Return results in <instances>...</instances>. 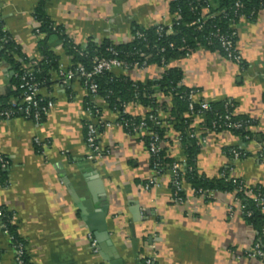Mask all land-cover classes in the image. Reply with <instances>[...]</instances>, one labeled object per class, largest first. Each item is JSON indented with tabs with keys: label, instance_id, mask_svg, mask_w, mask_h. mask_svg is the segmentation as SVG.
Returning <instances> with one entry per match:
<instances>
[{
	"label": "crops",
	"instance_id": "1",
	"mask_svg": "<svg viewBox=\"0 0 264 264\" xmlns=\"http://www.w3.org/2000/svg\"><path fill=\"white\" fill-rule=\"evenodd\" d=\"M40 3L76 44H125L136 26L168 24L173 18L170 0H0V22L28 58L42 56L45 36L37 32L40 23L34 15ZM237 44L244 67L204 49L172 65L183 70L184 84L199 88L204 99L234 101L239 115L259 121L256 141L244 142L230 131L209 132L197 155L198 173L216 177L231 166L233 176L264 185V161L259 159L264 151V9L254 21L240 24ZM47 46L64 68L73 65L57 36L48 38ZM114 72L147 81L159 78L162 69L151 65ZM13 75L12 64L0 62V97L8 94ZM51 78L50 86L40 90L54 101L43 121L0 118V152L10 160L8 184H0V206L14 214L31 264H109L100 246L98 252L92 248L91 232L73 194L80 201L92 200L95 208L107 206L113 245L106 248L124 264H144L148 256L157 264H264L249 255L255 231L232 194L218 193L213 199L189 194L183 203L174 202L171 174L155 173L148 136L129 134L101 98L102 120L113 125L99 130V143L107 153L89 160L85 123L98 120L87 111L88 91L78 77L68 82L53 72ZM159 99L165 100L162 95ZM128 110L142 116L148 112L139 104H129ZM169 111L170 106L160 112L166 128L161 146L167 158L181 162L186 157ZM201 121L194 119L192 127H202ZM35 138L46 142L42 152ZM238 146L249 155L232 160L224 149ZM0 249V264H16L1 222Z\"/></svg>",
	"mask_w": 264,
	"mask_h": 264
},
{
	"label": "trees",
	"instance_id": "2",
	"mask_svg": "<svg viewBox=\"0 0 264 264\" xmlns=\"http://www.w3.org/2000/svg\"><path fill=\"white\" fill-rule=\"evenodd\" d=\"M237 3H239L238 7L236 6ZM43 7V4L40 3L34 14L40 23V34L45 36L41 50L44 59L38 66L34 67V82H37L41 88L44 85L50 86L53 72L57 73L60 68L59 57L47 46L48 38L53 35L59 38L66 53L71 57L73 63L71 69L83 65L90 70L95 60L101 57H117L133 66L136 62L141 64L146 62L147 66L155 65L161 68L162 72L159 78L147 81L134 80L128 75L116 74L114 71L105 72L95 77L98 84V96L108 104L112 111L118 114V121L121 122L132 120L134 123H139L142 117L148 116L150 113L161 118L160 112L170 106L169 113L174 117V120L169 121L180 133L186 157V163L180 173L181 177L196 189L214 190L219 193L236 192V196L243 206L241 213L246 223L255 231V240L250 252L254 251L257 243L260 245V250L264 251V204L259 203L247 193L251 190L255 196L264 198V185L259 183L248 184L244 179L236 176L226 178L220 175L222 172L227 176L231 175V166L222 168L219 176L216 177H208L198 173L196 159L200 144L196 138L190 136L194 119L190 115L191 101L189 96L193 89L183 84V70L172 65L173 62L186 58L201 49L217 52L229 59L228 52L222 46L221 36L232 35L235 30L233 24L238 23L240 16L246 22L254 21L259 11L264 9V0H170V13L174 22L171 33L168 32L169 28L164 25H154L148 28L136 26L132 40L125 44H113L111 42L99 44L93 40H89L86 44H76L60 26L55 25L46 16ZM204 10H207V13ZM175 19L177 20L175 21ZM198 20L204 21L201 28L198 27V24H193ZM5 36L9 37L7 42L3 40ZM232 39L234 43L238 42V37ZM0 62L11 63L14 70L8 94L0 97V109H13L17 111L15 117L24 116L21 111L17 110L18 107H12L11 104L15 100L19 101L22 97L24 91L20 88L23 82L22 76L28 71L23 63H30V60L22 54L20 46L12 35L4 31L2 22H0ZM239 65L244 67L245 63L242 61ZM133 66L129 70H133ZM80 80L84 84V79L80 78ZM160 95L163 96L164 101L159 99ZM44 102L42 101L41 104ZM122 103L139 104L146 107L148 112L144 116L131 113L123 114L121 113ZM210 105L211 109L206 111L200 126L202 125L211 132L230 131L240 136L244 142L257 139L256 132L246 130L247 125H258L259 121L253 117L233 115L231 121L242 122L243 127L241 128H233L226 124L228 121L224 119V116L236 109L234 101L210 102ZM93 106L94 102L88 96L86 107L95 109ZM160 107H162L160 112H157ZM200 109V104H194L195 111ZM45 118L46 115H42L41 120L43 121ZM102 128L99 127V130ZM147 128L149 132L158 133L160 137L159 158L152 157V165L154 166L159 159L162 164L161 167L165 171L175 162V160L166 157L165 149L161 146L166 128L162 125H156L154 121L148 119ZM125 130L129 132L127 128ZM246 136L249 138L246 139ZM145 141L149 146V137H146ZM239 148V146L226 147L224 151L233 160L232 150H239ZM248 155L249 153H247ZM3 161L7 162L5 167ZM9 166V158L0 152L1 185L8 184L7 168ZM173 190H175L174 187ZM181 194L184 196L185 193L182 192ZM0 208L5 213V221L8 224L10 234L14 237V240L9 239L11 247L15 242L26 246V241L18 235L17 228L12 221L14 214L2 206ZM256 257L264 260V257ZM24 259L27 264H31L27 253H25Z\"/></svg>",
	"mask_w": 264,
	"mask_h": 264
},
{
	"label": "built area",
	"instance_id": "3",
	"mask_svg": "<svg viewBox=\"0 0 264 264\" xmlns=\"http://www.w3.org/2000/svg\"><path fill=\"white\" fill-rule=\"evenodd\" d=\"M236 6H239V3L236 4ZM205 13H207V10H204ZM220 14V13H219ZM176 16V15H175ZM177 19H175L176 21ZM198 20L197 22H194L193 24H198V27H202V23L204 21ZM244 18L240 16V20L238 23H234L233 27L235 28L234 32L232 33L231 36H221V41H222V46L225 48V50L228 52L229 60L236 64H240L243 61V57L241 54L240 49L238 48V42L234 43L233 42V37H238L239 36V26L244 22ZM174 22L173 19L168 23H160L157 24L158 26L164 25L169 28L168 32H172V26ZM4 31L9 32L6 27L3 25ZM39 30L37 29V32ZM4 42H7L9 40V37H4L3 38ZM191 55V54H190ZM189 55V56H190ZM188 57V56H187ZM44 58L41 56L40 58H29L30 63H23V66L25 68H28V71H26V74L22 76V84L20 88L24 89L22 92V97L19 101L15 100L12 102V107H18L17 110L21 111L24 115L25 118L32 119L36 123H40L42 120V115H48L53 106H54V101L52 98L49 97H44L41 93V87L37 82H34V67L38 66L40 62ZM133 65H130L126 61H123L117 57H101L97 58L94 62L93 67L88 70L86 69L83 65L77 66L75 69L70 68H64L63 65L60 64V68L57 71V75L63 79L64 81H70L76 77L78 78H83L84 79V86L88 91V96H90V99L92 102H94V108L87 107V111L89 114L95 118H97L95 121L93 119L88 120L85 123V128H86V143L89 149V153L87 155V158L89 160H97L101 157H103L104 154L107 153L106 150H104L100 143H99V127H110L113 125L112 122H107L102 120L101 117V108L99 105V100L100 97L98 96V84L95 81V77L105 73V72H112L114 70H122V71H130L129 69ZM31 67V68H29ZM133 69H145L148 66L146 65V62H143L142 64L139 62H136L133 66ZM184 84V81H183ZM193 90L190 93L189 99L191 101L190 104V112L193 117V119H201L203 120V117L206 114V111H209L211 109L210 101L204 99L203 93L199 88H192ZM42 101H45L44 104H41ZM200 104L201 109L198 111L194 110V104ZM121 113L123 114H128L130 113L128 110L129 104L122 103L121 105ZM162 107L157 110V112H160ZM16 110L13 109H0V118L1 119H6L10 120L15 118ZM237 110L235 109L234 111L226 114L224 116V119L228 122L226 124L228 126H231L233 128H241L243 127L242 122H232L231 118L233 115H237ZM147 119L152 120L155 122L156 125H161L162 121L161 118L157 115H154L150 113L148 116L142 117L139 123H134L132 120H125L124 122L118 121L117 124L121 125L129 130V134H138L140 132H143L145 135L149 137V152L151 153L152 157H158L159 158V153H160V137L158 133L155 132H149L147 128ZM256 127L257 126H252V125H247L246 130H250L252 132H256ZM202 129V130H201ZM211 132L207 128L202 127H194L192 132L190 133V136L193 138H196L199 142V144H203L207 141V135L208 133ZM249 138V136H246V139ZM35 145L37 146L39 151H43V148L46 147V142H43L40 138H35ZM250 141H256V139H251ZM241 149V150H240ZM234 154V159H241L243 156H247V149L240 147L239 150L234 149L232 150ZM259 159L264 161V151L261 150L259 153ZM186 163V158L182 160L181 162H174L172 166L168 167L165 171L169 172L172 177V185L175 188L173 190V200L176 203H183L186 199V197L191 194L195 196H203L204 198H209L213 199L216 197V195L219 193L218 191L214 190H202V189H196L193 188L189 183L185 181L184 178L181 177V171L183 169V165ZM7 165V162L3 161V166L5 167ZM162 164L157 159V162L154 164L153 168L155 170L156 174L163 173V168L161 167ZM221 176H224L226 178H233L234 176L231 174L229 176L225 175L223 172L222 174L220 173ZM154 181L151 180V183ZM148 187V185H146ZM184 192V196H182L181 193ZM232 194L233 199L235 203L238 204L239 209L242 210L243 206L236 196V192H229ZM248 195L252 196L255 198L256 201H258L261 204H264V198L255 196L251 190H249ZM233 212V209L230 208V213ZM242 212V211H241ZM0 222H1V228L3 233L11 240H14V237L10 234L8 224L5 221V213L0 208ZM12 221H14V216L12 218ZM90 240H91V246L94 249V251L98 252V245L93 237L92 234L89 235ZM14 251V256H15V262L16 264H27L24 256L26 253V246H24L22 243H13L12 247ZM260 245L257 243L255 244V249L254 251L250 252L249 255L256 257V256H261L264 257V251L260 250ZM144 264H157L155 257L148 256L144 259Z\"/></svg>",
	"mask_w": 264,
	"mask_h": 264
},
{
	"label": "water",
	"instance_id": "4",
	"mask_svg": "<svg viewBox=\"0 0 264 264\" xmlns=\"http://www.w3.org/2000/svg\"><path fill=\"white\" fill-rule=\"evenodd\" d=\"M75 200L79 203L82 210V216L86 221V224L95 238L98 249L101 247V251L104 252V258L109 261V264H124L123 260L118 254H112L106 248V246H112V240L109 236L106 222L107 206L102 204L100 208H95L92 200L80 201L76 194H73ZM137 208H135L136 210Z\"/></svg>",
	"mask_w": 264,
	"mask_h": 264
}]
</instances>
